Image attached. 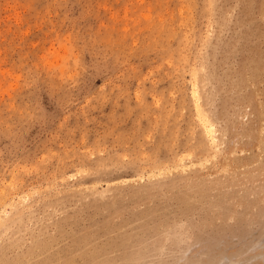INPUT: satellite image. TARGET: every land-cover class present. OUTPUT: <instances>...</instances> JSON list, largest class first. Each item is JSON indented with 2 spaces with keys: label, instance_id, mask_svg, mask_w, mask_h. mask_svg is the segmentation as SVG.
<instances>
[{
  "label": "rangeland",
  "instance_id": "1",
  "mask_svg": "<svg viewBox=\"0 0 264 264\" xmlns=\"http://www.w3.org/2000/svg\"><path fill=\"white\" fill-rule=\"evenodd\" d=\"M0 264H264V0H0Z\"/></svg>",
  "mask_w": 264,
  "mask_h": 264
},
{
  "label": "bare ground",
  "instance_id": "2",
  "mask_svg": "<svg viewBox=\"0 0 264 264\" xmlns=\"http://www.w3.org/2000/svg\"><path fill=\"white\" fill-rule=\"evenodd\" d=\"M207 128V127H206ZM208 129V128H207ZM211 131H209L208 133H209V137H210V139L212 140L213 139V136L211 135V133H210Z\"/></svg>",
  "mask_w": 264,
  "mask_h": 264
}]
</instances>
